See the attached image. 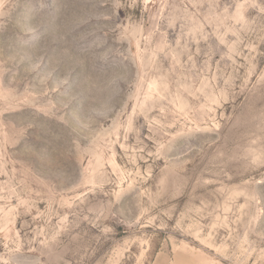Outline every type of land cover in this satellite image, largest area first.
<instances>
[{
    "label": "rangeland",
    "instance_id": "rangeland-1",
    "mask_svg": "<svg viewBox=\"0 0 264 264\" xmlns=\"http://www.w3.org/2000/svg\"><path fill=\"white\" fill-rule=\"evenodd\" d=\"M0 264H264V0H0Z\"/></svg>",
    "mask_w": 264,
    "mask_h": 264
}]
</instances>
